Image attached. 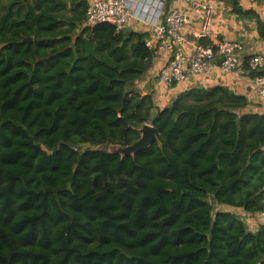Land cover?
I'll use <instances>...</instances> for the list:
<instances>
[{
	"label": "trees",
	"instance_id": "obj_1",
	"mask_svg": "<svg viewBox=\"0 0 264 264\" xmlns=\"http://www.w3.org/2000/svg\"><path fill=\"white\" fill-rule=\"evenodd\" d=\"M24 1L0 6V264H264V226L210 201L264 212V114L225 86L157 108L136 90L147 33L87 26L86 0L68 18L59 0ZM146 123L151 146L100 148Z\"/></svg>",
	"mask_w": 264,
	"mask_h": 264
},
{
	"label": "built area",
	"instance_id": "obj_2",
	"mask_svg": "<svg viewBox=\"0 0 264 264\" xmlns=\"http://www.w3.org/2000/svg\"><path fill=\"white\" fill-rule=\"evenodd\" d=\"M188 8L200 18L198 40L193 44L184 34L189 23L187 12L168 6L167 0H90L86 25L111 23L117 33L126 31L133 23L150 28L147 46L155 52H167L168 61L155 77L167 86L188 81L193 76L205 75L220 58L225 71L248 66V72L264 69V54L243 56L238 41L217 39L212 30L215 7L210 0H183ZM251 4L257 0H249ZM191 45L185 52L182 47ZM246 68V67H245ZM253 77V76H252ZM260 96L264 99V75L253 77ZM264 215V212H262Z\"/></svg>",
	"mask_w": 264,
	"mask_h": 264
},
{
	"label": "crops",
	"instance_id": "obj_3",
	"mask_svg": "<svg viewBox=\"0 0 264 264\" xmlns=\"http://www.w3.org/2000/svg\"><path fill=\"white\" fill-rule=\"evenodd\" d=\"M90 1V0H86ZM215 7V15L212 23V30L217 35V39H227L238 41L242 46V54L245 58L257 53L264 54V38L258 31L259 21L264 25V0H257L251 4L249 0H210ZM237 2V3H236ZM168 6L178 8L189 15V23L184 29V34L194 44L198 40V30L200 18L192 12L187 3L183 0H167ZM12 4H10L11 6ZM235 6H239L243 11H250L245 15L238 14ZM131 31L147 33L150 28L140 23H133L129 26ZM182 49L188 52L191 45L183 46ZM167 52H156L153 66L136 84V90L141 94H152L155 107L164 108L171 105L175 99L184 91L191 88H212L215 86H225L230 91L244 95L248 100L245 112H256L264 114V99L260 96L253 77L245 67H239L234 71H225L220 66V58L205 74L193 76L188 81L167 86L160 82L155 74L168 61ZM155 113V112H154ZM218 204V203H216ZM217 210L232 212L247 224L251 232H257L264 226V215L262 212L249 213L242 207L218 204Z\"/></svg>",
	"mask_w": 264,
	"mask_h": 264
},
{
	"label": "water",
	"instance_id": "obj_4",
	"mask_svg": "<svg viewBox=\"0 0 264 264\" xmlns=\"http://www.w3.org/2000/svg\"><path fill=\"white\" fill-rule=\"evenodd\" d=\"M127 30L131 31V28H128ZM32 40H33L32 37H28V38H24L20 43H25V42L29 43ZM86 50H87V54H95V49L92 47L89 38H86ZM140 132H141V137L136 142H134L129 146L122 147V146L104 144L100 146V148L104 150H109L114 153L128 155L143 150L151 146L154 142L158 141L157 130L152 124H148V123L144 124Z\"/></svg>",
	"mask_w": 264,
	"mask_h": 264
},
{
	"label": "rangeland",
	"instance_id": "obj_5",
	"mask_svg": "<svg viewBox=\"0 0 264 264\" xmlns=\"http://www.w3.org/2000/svg\"><path fill=\"white\" fill-rule=\"evenodd\" d=\"M22 1L25 2L24 0H22ZM15 2H19V0L18 1L17 0H0V6H9L10 8L14 7V6H19L18 3L15 4ZM29 2L33 3V0H29ZM59 3H60L61 8H60L58 14H60L61 16L65 17V18L76 16L77 14H79L81 12L80 8H75L76 10H74L73 6H76L75 3H78L75 0H59ZM10 4H12V5L10 6ZM64 28L65 29H71L72 24L66 23ZM77 33H78V29H76L72 33V35H75ZM210 201L212 202L215 209L217 210L219 207L218 204H216L213 199H210Z\"/></svg>",
	"mask_w": 264,
	"mask_h": 264
}]
</instances>
